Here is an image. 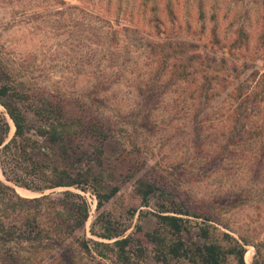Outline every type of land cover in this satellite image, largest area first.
<instances>
[{
    "label": "rangeland",
    "instance_id": "obj_1",
    "mask_svg": "<svg viewBox=\"0 0 264 264\" xmlns=\"http://www.w3.org/2000/svg\"><path fill=\"white\" fill-rule=\"evenodd\" d=\"M192 55L197 67L208 66L210 79L199 72L177 77L174 63ZM0 58L32 93L58 96L109 127L106 151L94 160L119 191L104 208L127 225L123 236L141 239V264H162L143 236L162 199L201 215H180L186 241L200 240V227L209 223L246 243L245 264H264V0H0ZM239 85L241 98L248 94L241 109L233 95ZM207 89L217 94L205 101L200 94ZM143 176L161 194L147 206L134 191ZM66 189L89 204L84 227L65 246L33 252L29 262L114 264L111 252L101 258L77 250L75 238L112 240L89 231L96 215L91 192L45 193L57 197ZM141 210L151 214L140 219ZM64 247L70 249L63 261Z\"/></svg>",
    "mask_w": 264,
    "mask_h": 264
},
{
    "label": "trees",
    "instance_id": "obj_2",
    "mask_svg": "<svg viewBox=\"0 0 264 264\" xmlns=\"http://www.w3.org/2000/svg\"><path fill=\"white\" fill-rule=\"evenodd\" d=\"M196 61L199 58L194 55L187 56L185 61L178 58L174 63L177 77L185 79L189 73L199 72L210 79L206 71L208 66L199 68ZM203 64L199 62V66ZM220 80L226 87V76ZM216 94L207 89L200 95L208 101ZM243 94L246 91L242 85L234 88L233 95L240 99V109L243 100L248 98V94L241 98ZM0 106L3 108L0 110V170L3 175L0 179V264H31L29 258L33 252L65 246V242L84 227L89 216L86 198L72 189L63 190L57 197L45 193L57 187L91 192L96 198V215L89 231L96 237L112 240L75 238L79 252L91 256L94 252L101 258H108L111 252L114 264H141L144 253L141 239L123 236L127 225L119 226L104 208L119 191V185L106 180V172L98 168L94 160V156L101 157L106 151V143L112 135L109 127L99 119L78 115L58 96L32 93L16 81L1 58ZM235 115L239 118L241 113L235 111ZM9 120L14 126L10 138ZM156 186L148 177L135 180L134 191L143 206L148 205L150 198L161 195L157 194ZM17 187L40 195L22 196ZM127 214L132 218L135 209H129ZM149 214L150 211L141 210L139 218ZM153 215L156 219L143 236L153 244L154 258L162 264H228L229 257L235 259L233 264H245L246 243H240L212 224H202L200 240L186 241L183 238L186 220L180 215H201L190 212L184 205L162 199ZM142 231V226L136 224L135 233ZM69 249L62 248L59 258L65 260ZM254 264L259 263L255 261Z\"/></svg>",
    "mask_w": 264,
    "mask_h": 264
},
{
    "label": "bare ground",
    "instance_id": "obj_3",
    "mask_svg": "<svg viewBox=\"0 0 264 264\" xmlns=\"http://www.w3.org/2000/svg\"><path fill=\"white\" fill-rule=\"evenodd\" d=\"M0 175H1V174H0ZM19 190H20V189H19ZM27 191H28V190H27ZM27 191H25L24 188L21 189V192H27ZM18 192H19V191H18ZM21 194H22V193H21Z\"/></svg>",
    "mask_w": 264,
    "mask_h": 264
},
{
    "label": "water",
    "instance_id": "obj_4",
    "mask_svg": "<svg viewBox=\"0 0 264 264\" xmlns=\"http://www.w3.org/2000/svg\"><path fill=\"white\" fill-rule=\"evenodd\" d=\"M0 173H1V170H0ZM1 175H2V173H1ZM3 176V175H2Z\"/></svg>",
    "mask_w": 264,
    "mask_h": 264
}]
</instances>
